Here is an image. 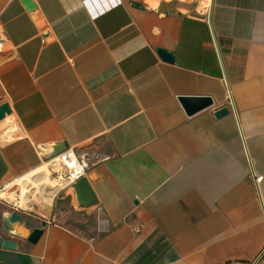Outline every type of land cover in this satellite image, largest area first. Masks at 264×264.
<instances>
[{
    "label": "crops",
    "instance_id": "1",
    "mask_svg": "<svg viewBox=\"0 0 264 264\" xmlns=\"http://www.w3.org/2000/svg\"><path fill=\"white\" fill-rule=\"evenodd\" d=\"M31 1L0 0V186L66 143L96 199L22 206L0 264H264V0Z\"/></svg>",
    "mask_w": 264,
    "mask_h": 264
},
{
    "label": "water",
    "instance_id": "2",
    "mask_svg": "<svg viewBox=\"0 0 264 264\" xmlns=\"http://www.w3.org/2000/svg\"><path fill=\"white\" fill-rule=\"evenodd\" d=\"M26 6V9L28 11H35L34 4L31 0H22ZM158 53L160 55H164L166 52L159 48ZM168 55V53H166ZM171 56V55H170ZM181 107L183 108L184 112L189 115L203 107H206L212 103L211 97L209 95H201V94H191V95H177L176 96ZM9 110L7 108L6 104H0V117L4 115V113H7ZM228 111L227 106L221 105L216 107L213 110L214 116H220ZM67 147L66 143H62L60 145L54 146L53 149L50 151L48 156L53 155L63 148ZM72 183L75 184L76 190H77V198L80 201V203L88 204L90 202L95 201V196L93 195V192L91 191L86 178L81 175L77 179H75ZM21 214L18 212V210L12 209L10 211L6 212H0V222L1 221H13V220H20ZM44 221H41V224H43ZM41 227L35 226L32 227L29 232L26 234V239L30 242H34L39 234L41 233ZM0 245L7 248H14L15 242L9 238L4 237L0 234Z\"/></svg>",
    "mask_w": 264,
    "mask_h": 264
},
{
    "label": "built area",
    "instance_id": "3",
    "mask_svg": "<svg viewBox=\"0 0 264 264\" xmlns=\"http://www.w3.org/2000/svg\"><path fill=\"white\" fill-rule=\"evenodd\" d=\"M90 158H97L94 151L84 150L81 152H75L71 147L67 146L59 152L47 157L46 162L48 166L47 176L55 179L56 190L71 184L75 179L84 174V171L89 163ZM260 175L255 176V180H259ZM2 186H0V189ZM55 190V191H56ZM54 191V193H55ZM19 197H12L11 199H5L0 196V203L3 209H15L22 208L18 203Z\"/></svg>",
    "mask_w": 264,
    "mask_h": 264
},
{
    "label": "bare ground",
    "instance_id": "4",
    "mask_svg": "<svg viewBox=\"0 0 264 264\" xmlns=\"http://www.w3.org/2000/svg\"><path fill=\"white\" fill-rule=\"evenodd\" d=\"M38 170H40V171H38ZM34 172L35 173L32 172V174H35L36 176H32V174L30 173V174H26L25 176L23 175L21 178H18V180H19L18 183L20 184L19 185L20 194H21L22 200L25 201L27 203V205L32 200L29 196V192H30V191H28L29 186H33L35 188L34 189L36 192L35 197L40 202L50 201L52 194L54 193V191L57 188V185H55V182H56L55 179H52L46 175V170H44V164L42 166H40ZM8 186H9V184H8ZM8 186H6V189ZM7 191H9V190H7ZM26 192H28V193H26ZM33 194H32V196H33ZM9 195L11 197H14L11 194H9ZM9 195H8V197H9ZM30 195H31V193H30ZM18 203L22 204V201L20 202L18 200Z\"/></svg>",
    "mask_w": 264,
    "mask_h": 264
},
{
    "label": "rangeland",
    "instance_id": "5",
    "mask_svg": "<svg viewBox=\"0 0 264 264\" xmlns=\"http://www.w3.org/2000/svg\"><path fill=\"white\" fill-rule=\"evenodd\" d=\"M147 2H149L150 4H156V1L157 0H154V1H148V0H146ZM207 3L206 2H203V1H200V5H201V7L203 8V10H204V8H205V5H206ZM49 163V161H47V162H45V163H43L44 164V170H46V175H47V172H48V164ZM42 164V165H43ZM38 171H40V170H38ZM37 173V172H36ZM32 176H36L35 174H32ZM18 179H16V180H13V181H10L9 182V186L8 185H3L2 186V188L0 189V196H2L3 198H5V199H11L12 197L9 195V194H11V195H13L14 197H19V201L21 202L22 201V204H21V206H23V207H25V208H34V207H37V208H43V207H46V206H49L50 205V202L52 201V196H51V200L50 201H48V202H40V201H38L37 200V198L35 197V194H36V192H35V188L33 187V186H29L28 187V191H30L29 192V196H30V198L32 199L31 200V202L27 205V203L25 202V201H23L22 200V197H21V194H20V188H19V183H18ZM18 185V186H17ZM6 186H8L7 187V189H6ZM11 186V187H10ZM32 187V188H31ZM7 190H9V191H7ZM8 192V193H7ZM26 193H28V192H26ZM30 193H31V195H30ZM34 193V194H33ZM32 194H33V196H32ZM8 195H9V197H8ZM53 195V194H52ZM25 203V204H24ZM27 205V206H26ZM62 208L63 209H69V206L67 205V203L66 202H63L62 203ZM78 215H79V217H83V216H86V214L84 213V214H82L81 212H78ZM79 225H83V223H80Z\"/></svg>",
    "mask_w": 264,
    "mask_h": 264
}]
</instances>
